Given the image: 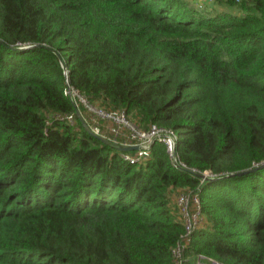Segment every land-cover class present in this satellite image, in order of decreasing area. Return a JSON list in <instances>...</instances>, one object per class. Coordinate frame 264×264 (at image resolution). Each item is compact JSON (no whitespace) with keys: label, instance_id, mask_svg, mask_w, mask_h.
I'll return each mask as SVG.
<instances>
[{"label":"trees","instance_id":"16d2710c","mask_svg":"<svg viewBox=\"0 0 264 264\" xmlns=\"http://www.w3.org/2000/svg\"><path fill=\"white\" fill-rule=\"evenodd\" d=\"M0 0V264H264V0ZM172 129L131 163L64 93ZM256 169L246 173L245 170ZM211 176L200 183L199 175ZM199 258V259H200Z\"/></svg>","mask_w":264,"mask_h":264},{"label":"built area","instance_id":"2783aa9c","mask_svg":"<svg viewBox=\"0 0 264 264\" xmlns=\"http://www.w3.org/2000/svg\"><path fill=\"white\" fill-rule=\"evenodd\" d=\"M64 93L70 98L74 108H77L80 114L81 112L85 113V115L88 116V119H92L94 123L102 121L110 124L107 125V128L105 129L106 131L97 125H92V127L88 125L96 135L103 136L122 145L137 146L136 150L121 153L125 160H128L131 163L144 162L150 155L151 144L157 140L164 143L166 146V152L174 166L183 169L186 168L185 164L179 160L176 154L175 147L177 135L172 129L164 128L153 123L149 124L147 128H143L130 119L124 111L108 109L100 105L98 106L93 103L87 95L69 84L66 85ZM75 115L74 111V113L65 114L59 117L60 119H65L70 124H74ZM81 116L87 123L88 120L85 119L82 114ZM104 132H108V136L110 137H106ZM193 172L196 171L193 170ZM210 176L211 173L209 171H204L199 174L200 183H202L203 179ZM197 189H179L174 195V205L184 228V234L181 236L173 250L176 264H180L181 251L188 244L190 235L195 229L199 228L204 221L199 196L196 191ZM209 261L213 264H218L214 260L209 259ZM197 264L205 263L201 262V259L198 258Z\"/></svg>","mask_w":264,"mask_h":264},{"label":"rangeland","instance_id":"374dc122","mask_svg":"<svg viewBox=\"0 0 264 264\" xmlns=\"http://www.w3.org/2000/svg\"><path fill=\"white\" fill-rule=\"evenodd\" d=\"M192 2L194 3L195 7L201 9V11H204V12H232V13L238 14V11L235 7L220 5L218 3H215L214 0H192ZM97 105L99 106V104ZM81 114L85 117V119L88 120L87 123L90 127H92V125H97L101 129L105 130L107 128V125H110L108 122H102V121H97L94 123L92 119L90 120L88 119V116L85 115V113L81 112ZM104 135L106 137H110L108 136L109 135L108 132H104ZM174 195H173V200L175 199ZM200 259H201V262H204L205 264H213L209 260H206L204 258H200ZM196 262H198V259L196 260Z\"/></svg>","mask_w":264,"mask_h":264},{"label":"water","instance_id":"95a60500","mask_svg":"<svg viewBox=\"0 0 264 264\" xmlns=\"http://www.w3.org/2000/svg\"><path fill=\"white\" fill-rule=\"evenodd\" d=\"M75 110V114L78 118V120L80 121L81 125L84 127V129L90 133L91 135L95 136L96 138H98L101 142L105 143V144H108L110 146H112L113 148H115L116 150H120V151H131V150H136L137 149V146L136 145H122V144H119V143H116V142H113L111 140H109L108 138H105L103 136H100V135H96L91 129L90 127L88 126V124L85 122V120L82 118L79 110L77 108H74ZM264 166V162L262 164H260L258 167H262ZM257 167L253 168V169H249V170H245V171H242L240 173H246L248 171H252L254 169H256ZM193 174H196V175H199L198 173L196 172H192Z\"/></svg>","mask_w":264,"mask_h":264}]
</instances>
